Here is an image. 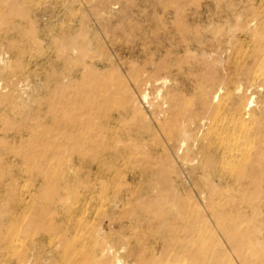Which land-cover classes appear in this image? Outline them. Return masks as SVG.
<instances>
[{"label":"bare ground","instance_id":"1","mask_svg":"<svg viewBox=\"0 0 264 264\" xmlns=\"http://www.w3.org/2000/svg\"><path fill=\"white\" fill-rule=\"evenodd\" d=\"M104 2L105 0H100V3L111 13L119 5L118 1L110 5ZM192 4L198 10L190 13L188 9ZM18 5L16 0H0V23L4 22L13 28V14L17 12ZM156 6L170 11L169 17L173 19L167 27L164 18L169 17L160 16L163 32L157 48L163 47L167 40L176 49L183 48L189 51L193 43H201L199 34H202L219 39V46L223 48H231L238 44L240 47L246 46L250 49L246 58L234 69L229 71L225 69L222 75L214 77L209 90L199 87L195 106L176 109V120L168 131L167 138L171 143L169 148L176 151L181 167L176 170L168 164L167 167L156 170L154 168L156 162L147 161L143 165L137 164L139 158L143 157L140 156L141 152H132L129 146L123 150H116L106 144V140L112 138L114 133L109 129L103 133L104 128L100 124L95 126L93 136L87 141L94 147V153L85 157L86 155L82 154L81 139L88 121L78 118L72 122L61 123L58 111L64 108L75 110L89 107L95 110L96 118L103 117L105 113L102 112L101 103L92 100L91 96L85 94L79 97L74 91L67 90L70 87L82 86L80 81L70 78L59 81L60 85L57 84L53 91L48 93L45 101L43 100L48 105L45 111L52 126H45L44 130L41 128L39 147L23 148L22 145L13 147L0 139V164L7 163L13 166L14 153V156L19 157L22 162L33 165L30 170L35 179L40 181L39 187L29 192L27 196L20 195L16 199L11 196L7 206L0 209V264H38L41 259L46 261L44 264H52L56 263L57 255L62 256L59 261L61 264H128L125 255L120 251L123 248L119 250L109 241L108 244H103L106 235H102L103 239L92 243L89 248L80 247L79 243L63 241L64 233H76L79 225L84 223L82 220L84 212L81 208L83 217L82 215L79 217V206L76 205L78 201L79 205L81 203L78 199L79 192L85 190L91 197L97 186L96 184L92 186V180L100 181L97 184L101 192L109 190L107 180L114 168L106 161L108 165L103 169L105 162L99 159L100 155L120 158L123 161L129 159L132 162L128 166L130 172L124 176L126 182L142 177L149 178L148 182L140 185L136 190L130 188L127 182V186L117 190L114 195V206L121 207L120 210L125 215H134L139 220L154 224L153 233L162 241L159 250L155 249L146 257L136 258L137 264H220V261L227 257L217 253L215 244L206 243L208 239L204 230L210 221L207 215L215 220L213 221L216 222L215 224L223 228L230 244L240 249L238 256L242 264H264V243L253 242L255 232L241 231L238 223L242 221L224 216L226 208H238L239 203L234 200L224 201L229 195V190L221 188L223 184L227 187L237 185L239 191L246 194L241 205L253 211H264V206L254 200L264 196V187H261V183L264 182V98L260 97L257 100L255 93L260 94L261 89L254 90L264 85V73L258 75L255 70L258 64L264 65V30L261 29L264 18L260 17L257 7L253 4L221 3L220 0H216L213 4L207 3L204 7L197 0H171L167 5H163L158 0ZM200 7L203 10L199 9ZM204 17L206 26L200 28L192 26L191 23L200 21ZM232 18L236 23H231ZM66 31L67 33L51 40L58 48V58L67 68L81 65L78 49L84 48L91 40L73 32L70 27ZM174 35L180 38L175 41ZM9 53L13 54V49H5L0 44V73L6 65ZM91 65H95L96 69L94 71L85 69L82 76L92 78L94 92L98 93L100 87L109 86V83L100 77L101 73L97 66L103 67L107 63L92 61ZM156 65L158 70L170 71V66L166 63L161 62ZM255 78H261L260 85H254ZM159 79L164 85L169 78L167 75ZM7 86L8 83L2 85L0 80V102L8 98L7 94H2ZM146 94L148 95V93L143 94V99H147ZM176 100L177 96L173 95L171 104L174 105ZM137 109L136 106L134 114ZM31 110L25 105L22 113L26 114ZM253 123L255 126H251ZM39 126L35 124L29 128L36 130ZM142 128L137 127V131L141 132ZM68 130L71 133L78 132V135L73 138L69 135L67 140L59 141L57 135ZM16 135L6 133L4 138L12 141L19 139L22 142L24 139L38 137L36 134L28 135L26 138L22 134ZM76 145L78 148L75 147ZM64 151H69L70 156L76 152L81 155L77 159L64 161L62 159ZM190 153L193 154L191 159L188 158ZM188 163L190 165L197 163V166L188 167ZM76 165H79L80 171L72 173ZM195 169H200L206 178L211 179V182H207V188H199L196 193L198 200L192 201L189 182ZM175 172L176 176L172 177V173ZM72 197L76 198L75 202H70ZM34 198L40 199L41 204L33 205L30 209L36 211L32 212L28 224L38 226L53 242L55 240L51 236V231L60 224L61 234L64 235L57 242L55 241L58 248L47 249V244L44 243H25V245L11 243L10 235L2 234L3 230L8 232L13 229V221L7 223L4 219L5 214L11 211L12 207L26 208L28 202ZM90 203L87 201L83 207ZM204 211H207V214ZM128 226L129 224H119V230ZM133 253L129 251L127 256L133 257Z\"/></svg>","mask_w":264,"mask_h":264},{"label":"rangeland","instance_id":"2","mask_svg":"<svg viewBox=\"0 0 264 264\" xmlns=\"http://www.w3.org/2000/svg\"><path fill=\"white\" fill-rule=\"evenodd\" d=\"M16 1L19 7L13 14V28L4 22L0 23V44L5 49H13V54H8L6 65L0 73L1 84L8 83L6 90L2 93L7 94L8 98L0 102V139L13 147L40 146L42 130L45 126H52L45 111L48 106L44 103L45 98L59 84V81L70 78L80 81L83 87H70L67 90L74 91L79 97L85 94L91 96L92 100L101 103L102 112L105 113L103 117L96 118L95 110L89 107L75 110L64 108L60 110L61 112L58 111L61 123L72 122L78 118L88 121L81 139L82 154H85V157L94 153V147L87 141H90L93 136L95 126L100 124L104 128L103 133L106 129L114 133L112 138L106 140V144L116 150H123L129 146L130 151L141 152L140 156L143 155V157L139 158L137 164L143 165L151 161L156 162L154 164L156 170L167 167L168 164L178 170L181 162L176 156V151L169 148L171 143L167 138V133L176 120V109L195 106L199 87L209 90L214 77L222 75L225 69L227 71L234 69L250 51L246 46L240 47L238 44L231 48H223L219 46V39L202 34H199L201 43H193L189 51L183 48L176 49L167 40L163 47L157 48L163 32L159 18L171 16L170 11L156 6L158 0H105L106 5L119 2L117 9L112 13L100 3V0ZM160 1L163 5H167L171 0ZM197 2L204 7L205 4H213L216 0H197ZM220 2L253 4L257 7L260 17L264 18V0H220ZM199 9L203 10L201 7ZM194 10L198 9L192 4L188 12L192 13ZM164 19L169 27L173 19L170 17ZM231 23L236 21L232 18ZM191 24L200 28V26H206L207 22L204 17ZM68 27L91 42H87L84 48L78 49L77 54L82 64L67 68L59 60L58 48L51 40L67 33ZM261 29L264 30V24ZM179 38L174 35L175 41ZM92 61L107 63L103 67L97 66L101 73L100 77L109 83V86L100 87L98 93L94 92L92 78L82 76L85 69L91 71L96 69L95 65H91ZM161 62L170 66L169 72L157 69L156 64ZM255 70L258 75L264 73V65L258 64ZM167 75L168 81L164 85L161 84L159 78ZM260 84L261 78H255L254 85ZM257 89H261L260 94L264 93V85L254 90ZM145 93H148L147 99L142 98ZM260 94L255 93L257 100L260 97L264 98V95ZM173 95L177 96L174 105L171 104ZM25 105L32 109L26 114L22 113ZM136 106L138 109L134 114ZM18 110L21 112H17ZM35 124L40 125L36 130L29 128ZM251 126H255V123ZM137 127H143L142 131L138 132ZM6 133L22 134L24 138L34 134L38 137L24 139L22 142L19 139H13V144L12 140L4 138ZM69 135L73 138L78 135V132L64 131L63 134H58L57 138L59 141L67 140ZM75 147L78 148L77 145ZM62 155V159L66 161L77 159L81 154L76 152L70 156L69 151H64ZM18 158L13 153V166L7 163L0 164V209L7 206L9 197L16 199L20 195L27 196L40 185V181L35 179L30 170L33 165L26 164ZM188 158H193V154H188ZM99 159L105 162L103 169L108 165L107 162L114 168L107 180L109 190L101 192L98 185L100 181L92 180V186L95 184L97 186L95 185L96 190L91 197L85 190L79 192L78 199L82 205L78 204L79 201L76 205L79 206V217L84 212V217L82 215L84 223L79 225L76 233H64L63 241L79 243L80 247L89 248L92 243H97L102 235H106L107 238L103 244H108L109 241L117 249L123 248L120 251L125 255L128 264H137L136 258L146 257L155 249L159 250L162 241L157 234L153 233L154 224L139 220L134 215H125L120 210L121 207L114 206V195L120 188H125L127 182L130 188L136 190L140 185L148 182L149 178L142 177L126 182L124 176L130 172L128 166L132 164L129 159L123 161L120 158L107 157V155H100ZM187 166L195 168L197 163L193 165L188 163ZM78 168L79 165H76L72 173L80 171ZM175 176L176 172L172 173V177ZM207 182H211V179L206 178L200 169H195L189 182L192 201L198 200L196 193L199 188H207ZM261 187H264V182L261 183ZM221 188L229 190V195L224 201L234 200L239 203L238 208H226L224 216L242 221L238 223L241 231L255 232L253 242L264 243V211H253L241 205L246 194L239 191L237 185L227 187L223 184ZM75 199L72 197L70 202H75ZM254 200L264 206V196ZM87 201L91 203L83 207ZM40 204V199L34 198L28 202L26 208L12 207L13 209L5 214L4 219L7 223L13 221V229L8 232L3 230L2 234L8 233L11 243L23 245L44 243L47 244V249L58 248L56 242L63 236L60 224L51 231V236L56 242L50 241L48 235L38 226L28 224L32 212L36 211V209L34 211L30 209L33 205ZM81 208L82 212H80ZM204 213L207 214V211ZM59 217L58 219H61ZM207 218L210 221L204 230L208 239L206 243L215 244L217 253L227 257L221 260L220 264H242L238 256L240 249L230 244L223 228L215 224L213 218L210 219L209 215ZM123 223L129 226L119 230V224ZM129 251L134 252L133 257L127 256ZM61 257L57 255L56 263L52 264H61L59 262ZM44 263H46L44 259L38 261V264Z\"/></svg>","mask_w":264,"mask_h":264}]
</instances>
